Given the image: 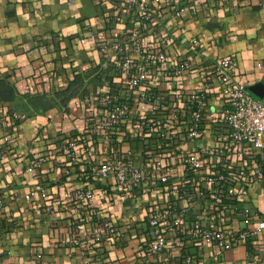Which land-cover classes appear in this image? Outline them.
<instances>
[{"label": "crops", "instance_id": "obj_1", "mask_svg": "<svg viewBox=\"0 0 264 264\" xmlns=\"http://www.w3.org/2000/svg\"><path fill=\"white\" fill-rule=\"evenodd\" d=\"M174 4L179 14L163 0L152 1L148 10L140 0H0V264H140L141 258H148L146 264H186V255L200 264H264V231L237 241L221 256L215 255L211 243L183 230L174 233V247L147 252L150 208L175 203L182 209L188 199H195L192 211H201L218 196L209 184L189 179L187 199H181L172 192V184L162 191L141 193L118 188L111 177L81 174L89 169L83 150L97 147L105 133L97 124L102 115L85 98L103 91L105 84L120 89L125 79L117 66L119 56L92 39L91 30L104 33L111 42L151 44L172 60L192 58L202 70L179 80L181 98L175 103L180 106L189 107L193 90L206 83V58L231 54L238 63L237 80L249 86L264 82V0H174ZM196 39L200 47L195 50L191 43ZM158 75L157 70L151 72L134 94V118L120 123L112 155L132 150L137 160L146 161L166 149L167 164H175L173 182L180 184L186 153L220 143L215 136L226 134L227 128L208 121L194 142L178 126L180 137L174 145L138 129L136 117L159 124L166 116L150 112L149 103L139 99L141 90L164 94L159 105L163 111L174 100ZM29 80L36 87L34 93L27 91ZM207 91V105L219 104L220 91L216 87ZM190 117L186 108L181 122L187 127ZM75 140L82 154L77 161L67 149ZM40 153L44 163L28 171L32 157ZM205 162V172L223 169L210 158ZM243 178L239 174L234 181L238 191L233 199L218 197L219 226L229 234L252 225L245 213L253 217L264 213V178L253 177L242 185ZM83 186L95 192L89 205L72 196ZM201 189L208 192L205 202L198 198ZM99 218L108 219L113 231L88 250L83 240ZM192 219L186 215L188 225Z\"/></svg>", "mask_w": 264, "mask_h": 264}, {"label": "built area", "instance_id": "obj_2", "mask_svg": "<svg viewBox=\"0 0 264 264\" xmlns=\"http://www.w3.org/2000/svg\"><path fill=\"white\" fill-rule=\"evenodd\" d=\"M143 9L148 10L152 1L140 0ZM167 7L173 8L177 14L174 0H163ZM90 37L101 42L106 51H113L118 55L117 66L125 75L124 86L120 89L108 84L103 86V91L95 92L85 98L86 101L95 103L101 120L97 121L105 129V133L98 140L97 147L88 145L83 150L87 155L86 162L89 169L81 174L96 179L113 178L118 188L137 192L162 191L172 184V192L178 194L181 199L186 198L187 181L195 178L196 181L209 184L211 192H218V196L210 200L201 211L195 209V199H188L187 207L180 208L175 203L169 207L152 206L149 210L148 223L152 227L150 238L145 242V249L149 254L162 253L169 247H174V233L185 231L191 238L202 243H211L214 246L215 255L221 256L226 250L233 248L237 241H248L264 231V213L253 217L244 214V217L252 222V225L242 231H232L231 234L221 229L220 218L216 212L218 197L233 199L237 194L235 179L239 174L243 175V184L247 185L253 177L259 180L264 178V97L256 99L249 91V85L237 80L238 63L231 54L219 56L216 60L206 58L203 72L207 76L206 83L196 87L189 97V107L177 105L176 99L181 98L179 93V80L185 75L193 76L202 70L195 66L192 58L171 59L164 51L151 44L132 45L129 41H108L104 33L91 30ZM193 49L200 47L198 39L191 43ZM133 50V52L131 51ZM154 70L159 72L158 78H163L170 87V93L174 100L169 101L168 110L160 108L161 92L143 89L139 92V99L149 103L150 112H159L166 115L159 120V124L148 118L136 117V127L146 130L149 134L156 133L158 137L168 145H174L179 139L178 126L183 127L188 137L194 142L203 135V125L209 122L222 124L227 128L226 134H217L221 142L208 144L201 150H191L182 158V167L185 178L180 184L173 182V168L167 164L170 152L164 149L162 152L152 154L146 161L136 158L138 154L129 150L119 156L112 155V144L119 133L120 123L128 118H134V94L144 85L149 75ZM202 72V71H201ZM210 77V78H209ZM216 87L220 91V102L215 106L206 103L208 89ZM36 90L32 80L28 81L27 91L34 93ZM191 110L188 127L186 122H181L185 109ZM182 117V118H181ZM181 119V120H180ZM179 120L181 125H179ZM80 142L71 141L67 149L73 161H77L82 154L78 151ZM236 147L234 149L231 146ZM101 155L100 160L97 156ZM137 156V157H135ZM135 157V158H134ZM206 158H210L214 164L222 165L223 169L205 172ZM45 161L43 154L32 157L28 171L39 169ZM239 161V164H238ZM94 189L91 186H83L73 193V197L85 200L87 205L94 199ZM41 194L46 196L45 188ZM208 192L199 190L198 198L205 202ZM183 215H179L178 212ZM191 214L193 219L190 225L186 221V215ZM113 231L112 223L105 218L95 221L92 231L86 235L82 246L88 250H94L95 244L102 237ZM186 264H200L186 255ZM148 258H141L140 264H146ZM173 264V263H168Z\"/></svg>", "mask_w": 264, "mask_h": 264}, {"label": "water", "instance_id": "obj_3", "mask_svg": "<svg viewBox=\"0 0 264 264\" xmlns=\"http://www.w3.org/2000/svg\"><path fill=\"white\" fill-rule=\"evenodd\" d=\"M248 88L254 98L261 99L264 97V82L250 85Z\"/></svg>", "mask_w": 264, "mask_h": 264}]
</instances>
